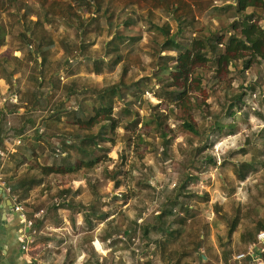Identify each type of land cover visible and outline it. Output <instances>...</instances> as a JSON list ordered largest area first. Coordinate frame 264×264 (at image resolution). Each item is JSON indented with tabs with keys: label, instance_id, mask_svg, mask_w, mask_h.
I'll return each mask as SVG.
<instances>
[{
	"label": "trees",
	"instance_id": "1",
	"mask_svg": "<svg viewBox=\"0 0 264 264\" xmlns=\"http://www.w3.org/2000/svg\"><path fill=\"white\" fill-rule=\"evenodd\" d=\"M140 1L145 2V9L149 8V1H153L150 4L155 7L158 3L167 4L164 20L157 19L152 8L148 19L145 20L148 31L155 32L152 44L154 51L151 54L154 67L149 66L150 71L152 73L154 69L160 68L161 71L170 74L169 84L165 85L163 91L177 103L174 109L170 110L171 113L160 112L152 106L156 111L157 132H163L168 121L173 118L181 122L183 128L194 137L189 138V147L181 150L183 161L178 165L172 164L173 169L168 173V183L159 185L160 198L155 200L154 196H151L147 202L140 197L128 212L122 213L123 220L119 222L117 218L109 219L106 213H97L100 188L92 189L89 186L83 189L89 197V200L87 199L89 203L80 201L75 203L77 193L71 197L72 190L69 188L59 190L57 183H55L56 194L51 196L50 187L44 186V179L53 176H71L79 173L80 170L86 171L87 176L95 173L96 162L88 161L89 156L97 157L103 154L108 148L106 143L115 142L113 133L118 127L125 128L126 125L128 128H136L141 122L142 106L137 103V99L133 98L131 101L128 99L135 96L144 81H154L155 84L163 82L158 75L149 77L146 70L142 78L134 76L127 80L130 69L128 64H125V60L128 59L129 53L137 51L139 42L143 40L141 36L131 32L134 28L133 16L139 17ZM216 1L218 3L214 0H198L201 11L198 10L196 14L189 10L184 14L183 9L186 8L183 5L184 1L130 0L124 9L120 8L122 16L127 11L133 10L134 13L123 23L122 30L118 29L120 22H114L119 18L108 16L111 9L113 15H120L119 8L111 1L80 0L83 9L99 17L89 18L86 21L82 19L81 14L74 13L69 17L66 26L69 31H76L75 37L70 40L64 33L63 42L62 39L60 41L52 38L53 35L45 28L48 21L42 16H32L30 9L27 11L22 18L24 24L22 38L18 37L15 40L21 41L23 50L29 52V40L37 36L36 49L33 48L29 54L31 60L36 61L32 68L34 72L29 74L31 69L27 65L24 70L17 69L6 55L0 57V72L5 81L14 79L17 84V92L9 93L4 97L8 99L13 94L18 96L17 103L8 101L6 104L9 111H16L18 115L21 113L22 104H27L30 109L31 106L26 101L30 99V102L34 101V105L37 103L38 106L43 107V123L37 126L36 120L28 115L20 129L0 128V139L1 142L6 138L19 139L18 146H15L17 153L9 155L11 163L22 161L24 164L30 158H35L36 161L40 155L44 156L47 147L35 145L42 138L43 142L53 149L49 154L52 165L38 168L43 178H37L36 167L31 166L27 167L18 181L8 182L12 197L18 203L24 204L27 214L32 216L42 209L46 210V215L36 220L32 231L40 232L54 216L55 222L59 223L60 218L54 212L68 210L75 217L79 211L87 210L91 219L99 218L103 222L107 221L108 230L102 237L112 239L113 247L121 245L136 264H155L157 261L163 264H202L203 256L198 251L206 247L209 222L203 217L201 204L209 203L210 198L209 193L200 186L204 180L199 171L204 167L218 166L214 152L216 144L223 135L230 137L238 134L239 125L224 122L231 120L236 114H241L245 120L254 115L262 121V126L246 135L245 145L233 154L245 156L251 153L252 159L243 162L241 160L233 162L229 159L226 163L227 159L223 158V166H230L235 179L240 183L247 182L253 173L259 172L261 166H264V112L262 111L264 84L259 83L254 76L248 75L254 65L264 67V1ZM212 14H223L234 20L228 21L224 29L210 30L202 27L201 21ZM25 22H31V25L26 27ZM172 22L177 23L176 28H173ZM55 29L60 30L58 26ZM101 38H104L102 54L95 56L92 54L93 48ZM4 39V30L0 29V43ZM171 50L176 53L175 56H163L165 52ZM77 58H81L91 74L102 73L109 69L112 72L118 70L121 72L115 75L114 83L105 88H100L95 79L88 80L85 77L80 82L81 79L78 75L75 76L74 71ZM206 69L211 72L208 74ZM61 72L75 78L68 83L63 82L59 76ZM230 74L236 81V87H225L218 91L221 77ZM22 79L30 83L25 86L26 91H22ZM87 82L94 84V89L97 90L92 93L94 104L92 113H89L86 106L88 102L86 97L77 99L79 94L83 95L86 92L85 89L93 92V88L87 87L89 85ZM30 85L39 86L43 93L33 96L30 93ZM208 91L216 95L213 111L209 109L211 104L205 102L209 95ZM195 94L202 95L201 103L197 102ZM51 98H59L62 103L53 105L49 103ZM255 99L258 102L257 106L254 105ZM120 102H126L124 108ZM0 107L3 108L4 105ZM178 111L182 115H179ZM59 117L61 124L56 121ZM69 128L70 131L67 130ZM216 133L219 134L218 137H214ZM52 139L54 143L51 142ZM55 143H60L59 149L53 148ZM170 146V139L167 136L161 140L158 150L155 149L167 162L171 160ZM254 149L260 150V153H255ZM0 161L2 162V159ZM1 166L0 163V176ZM145 167L147 165L144 163L142 168ZM122 172L121 168L113 171L112 178L117 180V186L121 184L118 178ZM142 172L144 178L140 179V183L145 188H151L148 180L151 174H155L154 169H142ZM221 180L228 190L229 199L215 201L212 206L220 222L226 226L225 231L218 235L217 247L223 263L228 264L234 253H244L243 250H246L248 245L255 243L257 234L264 231V216L258 213L261 212L260 208L264 207V173L257 179L259 183L247 189L251 206L242 204L232 197L234 189L231 183L225 177ZM38 185L44 186L43 193L49 196V202H39L36 199L31 205L28 201L30 192ZM169 185H171L170 190H167ZM122 198H126V195H116L111 198V203L114 205ZM152 208H154L152 217H148ZM83 217L88 218L85 213ZM73 221L75 223V220ZM251 227H255V230H251ZM240 229L242 231L238 233ZM201 235L204 237L201 238ZM208 249L210 248H207V253H210ZM97 255L94 248L93 255H90L84 264L101 263L97 260Z\"/></svg>",
	"mask_w": 264,
	"mask_h": 264
},
{
	"label": "rangeland",
	"instance_id": "2",
	"mask_svg": "<svg viewBox=\"0 0 264 264\" xmlns=\"http://www.w3.org/2000/svg\"><path fill=\"white\" fill-rule=\"evenodd\" d=\"M21 1L22 0H0V29L6 31L8 30V28H10L9 30L12 33L11 40H6V47H3L2 50H0V57L6 55L9 58L11 64L19 70L26 69L25 65H27L29 69H31L29 73L31 74L34 72L32 68H34L36 61L31 60V55L29 54L30 51H33V48L36 49L37 42L35 43V40H37V36L29 40V52L23 50L22 44L20 47L19 43H14V40L17 37L22 38V33L24 30V24L19 21V17L16 16L13 12L16 11L14 9L15 2L20 3ZM29 1L33 3V0ZM42 1L43 0H35L37 4L42 3ZM174 1L178 2V0ZM180 1H184L183 5L186 6V8L183 9L184 14H187L189 10H191V12L194 11L197 14L198 10H200L198 7V0ZM214 2L218 3L216 0H214ZM150 3H153V1H149L150 6L149 8L145 9V2H139L138 18H136L137 16H133V10L131 12L127 11L126 14H124L123 16L121 15L119 17H117L118 14L113 15L111 11L112 9L109 12L112 14L113 18H119L114 20V22H120L118 24V29L122 30L124 29L123 23H125L126 19L128 20L131 16H133L135 18L134 28L131 30V32L143 38V40L140 41L137 46V51L129 53L128 59L125 60V64H128V68L130 69V72L127 76V80L132 79L134 76H138L139 79L142 78L146 74V72L143 73L144 70L147 71L149 77L158 75L160 78L163 79V82L159 84H155L154 81L142 82L141 87L135 93V96H131L128 99V101H131L133 98H135L137 99V103L142 106V117L140 124L136 128H128L126 125H124L125 128L121 126L118 127L113 133L115 142L106 143V147L108 148L103 154H99L97 157L92 155L89 156V158L87 159L88 161L91 160L96 162V166L94 167L95 173L93 172L92 174H90V176H87L86 171L80 170V172L75 175L66 177H45L44 179V186L48 185L50 187L51 196L56 194L57 189L55 183H57V185L59 186V190L67 188L71 189V197L74 193H77L75 203H78L79 201L87 204L89 203V201H87V199L89 200V197L83 192V189H87L89 186H91L92 189L100 188L101 195L98 196L99 202L97 204L98 206L96 207L97 213H106L108 214L109 219L117 218L119 222L123 220L122 213L128 212L131 209L132 205L138 202L140 197L145 199L147 202L149 201L151 196H154L155 200L160 198L159 195L161 190L159 185L168 183V173L171 172L174 164L178 165L183 161V157H181V150H183L184 148H188L189 138L194 137L192 133L186 131L183 128L181 122H179L178 120H174L173 118L168 121V124L164 127L163 132H157V119L155 118L156 111L153 107H156L160 112L171 113L170 110L174 109L177 103L174 98H171L169 94L163 91L166 88L165 85L169 84L170 74L168 72L161 71L160 68L154 69L152 73L150 71L151 68L154 67L153 58L151 54L154 51L152 44L155 32L148 31L147 25L144 23V20L146 18L148 19L151 8L154 10V15L157 16V19L162 18V20H164V17H166L165 10L167 6L166 3H161V5H159L158 3L156 4V8ZM120 6H122V4H120ZM124 7L125 5H123V9ZM29 8L33 9L34 6H29ZM114 8L115 7H113V9ZM117 8H119V6H117ZM36 9V14L32 16H42L43 18V15H39L38 13L40 10L38 6L36 7ZM97 16L99 17V15H95L96 18ZM95 17L94 15L90 16V14L85 12V15L84 17H82V19L88 21L89 18L95 19ZM198 17L200 16L198 15ZM233 20L234 19L228 18L223 14H212L208 18L203 19V21H201V25L202 27H205L210 30H214L216 28L224 29L226 27L227 22H232ZM159 21L160 20H158V22ZM48 24L49 25L45 26V28H47L48 32L53 35L52 38L54 39L57 38L61 41L64 33V35H66L70 40L75 37L76 31H69V28L66 25L64 27V30H56V24H54V21H49ZM52 24L53 26H51ZM172 24L173 28H176L177 23L172 22ZM30 25L31 22H25L26 27H29ZM72 34L73 36H71ZM90 36L93 37L95 35ZM159 36L160 38H162L161 35ZM103 41L104 38L98 40L95 48H93V55L100 56L102 54ZM19 52L23 54V56L21 57V65L19 64L20 61L16 60L19 57ZM172 55H176L173 50L165 52L163 56ZM75 61V76L78 75L79 79H81L80 82H82L85 77L88 78V80L95 79L96 82H98L100 88L108 87L111 83H114V80H116L115 75L121 72V70L112 72V70L109 69L105 70L102 73L99 72L91 74L87 70L84 62L81 61V58H77ZM204 67H206V65H204ZM206 72L209 74L211 70L206 69ZM249 74L251 76H254L257 81H259V83L264 84V67L254 65L253 68L249 70L248 75ZM59 76L63 82L67 83L73 78H75V76L69 77L68 75H64L63 72H61ZM4 81L5 80L2 78V72H0V101L4 99V97H7L10 93L9 86H15V82L4 83ZM29 84V81L27 83L25 79H22V91H26L25 86L27 87ZM87 85V87L93 88V92H90L88 89H85L86 92L83 95L79 94L77 99L81 100L82 98L86 97V99L88 100V102H86V106L88 108L89 113H92L94 109L92 93L94 94L97 90L94 89V84L87 82ZM236 85V81L234 80L232 74L222 76L219 81L218 91L225 87L235 88ZM30 88V93L33 96L35 94L41 95L43 93V90H41L39 86H31ZM208 94V98L205 102H209L211 104L209 109L213 111L215 109L213 101L216 95L212 94L209 91ZM194 97L197 99L198 103H201V99L203 98L201 94H195ZM26 101L29 106H31V108L29 109L27 104H22V109H20L22 112L18 115L16 111L15 114L11 111L6 112L5 106L3 108L0 107V128L5 129L11 127L20 129L23 125V120L29 117L28 115H30L36 120L37 126L42 125L43 107L38 106L37 103L34 105V101L30 102V99H26ZM50 101L51 102L49 103H53V105L62 103L59 98H51ZM126 102H120L122 108L125 107L124 105H126ZM32 104L34 105L33 107ZM254 105H258L256 99L254 101ZM263 109L262 111L264 112ZM178 114L182 115L180 111H178ZM59 119L60 117L57 118L56 121H59ZM59 122V124H61V121ZM224 123L239 125L240 130L237 132L238 134L234 136L226 137L223 135L222 138L219 139L218 143L215 146L214 152L218 159V166H210L209 168L204 167L199 171L200 176H202L204 180V182H202L200 186L202 190L207 191L209 193L210 198L209 203L201 204V207H203V214L215 213L212 206L213 202L225 201L229 199L228 190L226 189L225 184L221 180L222 177L227 178V181L231 183V187L234 189V195L232 197H234L238 201H241L242 204H248L249 206H251L247 194V189L248 187H253V185L256 183H259L257 179L264 173V166H261L260 171L257 173H253L247 182L240 183L235 179L233 169L230 166H223V158L227 159L226 163L229 159H231L233 162H240V160L241 162H243L247 159H252L251 153H248L245 156H234L233 154L239 149H241V146L245 145L244 140L246 135L251 133L252 130H256L258 127L262 126V121L255 118L254 115H252L250 119L245 120L241 117V114H236L231 118V120H228ZM67 130L70 131L71 129L69 128ZM167 136L170 139L171 145L169 152L171 160L168 162L164 160V157L160 155V153L158 154V152L155 151V149L158 150L161 140ZM218 136V133L214 135V137ZM5 140L7 141L5 142ZM5 140L4 142H1L0 139V159H2V162L0 161L2 165L1 175L5 177L8 182H13V180L16 182L18 181V179H20L22 175H24L27 167L34 166L36 167L35 172L37 173V178H43V174L38 168L41 166L43 167L46 165H52L50 163L52 160H49V154H51L53 150L52 148L48 147L45 142H43V138L40 140V142H36L35 145L37 146L39 144L41 146L44 145L47 147L44 156L43 154L40 155L36 159V161L35 158H30L29 161L24 164L22 161H16L14 163L10 162L11 157L9 155L10 153H17L15 146H18L17 142L19 139L17 138L16 140H11L6 138ZM51 142L54 143V140L52 139ZM28 143L30 142L28 141ZM53 148L59 149L60 143H55ZM254 151L257 154L260 153V150L254 149ZM100 157H102V160L99 161ZM144 163L147 165V167L142 168V165ZM119 168H121L123 172L118 178V181H120L121 184L120 186H117V180L113 179L112 177L114 176L113 171ZM149 168H153L155 174H151L150 179L148 180V184L151 186V188H145L140 183V179L143 177L142 169ZM193 172L197 174L196 171ZM44 186L38 185L31 190L30 197L28 200L31 205L35 202L36 199L39 200V202H49V196H46L45 192L43 193ZM170 187L171 185L168 186L167 190H170ZM121 194L126 195V198L118 200L113 205L111 203V198ZM42 210L44 211L42 216H45L46 210ZM150 211L151 212L149 213L148 217H152V211H154V208H152ZM260 211L264 212L263 206L262 208H260ZM83 213L88 216L87 219L83 217ZM88 213L89 211L87 210L79 211L78 214L73 217L70 211L68 210L60 211V213L54 212V214L60 218L59 223L55 222L54 216L45 224L44 228H42L40 232L38 231V233H36V231H33V235L35 236L36 240L35 242L39 245L38 248L40 249L38 250V253H41V255H43V245L39 244L38 242L40 241L42 243L43 238H50L51 241L55 240V245L67 244V247H75V245H78L79 250L87 254L88 256L93 255V249L96 248L98 255L101 254V256L104 258L103 264H136V261L134 262V259L128 256L126 250H124L121 245H115L113 247L111 246L112 239L109 240L102 237L108 230L107 221L103 222L99 218L98 220H93L91 219ZM261 215L263 216L264 213H262ZM73 220H75V223ZM192 234L195 235V233ZM122 235L123 233H121V236ZM71 253L73 252L71 251ZM122 256H124L125 259H122ZM99 257L100 256H98V258Z\"/></svg>",
	"mask_w": 264,
	"mask_h": 264
},
{
	"label": "crops",
	"instance_id": "3",
	"mask_svg": "<svg viewBox=\"0 0 264 264\" xmlns=\"http://www.w3.org/2000/svg\"><path fill=\"white\" fill-rule=\"evenodd\" d=\"M113 3L114 6H119V13L117 17L121 16L123 5H126L130 2V0H108ZM122 4V6H120ZM34 6L33 9H30L29 6ZM39 7V15H43V19L46 21H54L55 27H59L60 30H64L66 22L68 21L70 16H73L74 13L81 14L84 17L85 12L89 14V12L83 9L80 5V0H43L42 3L37 4L35 0L33 3L29 0H22L20 3L15 2L13 11L16 16L19 17V21H23V16L30 9L31 14H36V7ZM43 8V9H42ZM13 10V9H12ZM95 17V14H92ZM90 14V16H92ZM109 17H112L111 13H108ZM142 17V16H140ZM145 19V17H144ZM127 20V19H126ZM146 20V19H145ZM144 20V23H145ZM49 25V24H48ZM53 25V24H52ZM47 26V25H45ZM4 31L5 39L0 44V50L6 47V40H11L12 33L9 30ZM47 29V28H46ZM48 30V29H47ZM73 36V34L71 35ZM18 38V37H17ZM16 38V39H17ZM19 43L20 47L21 41H14V43ZM20 49V48H19ZM20 53V52H19ZM22 53L19 54V57L16 59L20 61L21 65ZM18 66V65H17ZM3 81V80H2ZM15 82L14 79L9 81H4V83ZM8 86V85H7ZM10 94L17 92V84L15 82V86H9ZM6 112L9 111V108L5 105ZM15 114V111H11ZM22 112V111H21ZM24 112V110H23ZM2 176V175H1ZM261 215L264 212H258ZM28 218H32L29 214ZM217 213H207L203 214V217L208 220L209 228L207 230V239H206V247L202 248L198 251L200 255L203 256L202 262H207L208 264H224L221 253L219 252V248L217 247V239L218 235L223 233L226 229V226L220 222L217 217ZM264 216V215H263ZM21 218L20 216L13 210V205L9 202L8 199L0 200V264H39L42 262L43 264H84L90 256L83 253L79 250V246L75 245V247L70 246L67 247V244L63 245H55L54 241H51L50 238H43V242H38L43 245V255L38 253L40 250L39 245L35 242V236L33 235V231L29 233V237L33 238V244L30 245L29 249L31 254L34 256V259L30 262L26 261V253L22 250V245L25 243L24 237L22 235L23 230L21 229ZM251 230H255L251 227ZM242 229L238 231L240 233ZM264 232V231H261ZM204 236L201 235V238ZM237 242V238H236ZM73 245V243H72ZM210 248V253H207V248ZM71 251L73 253H71ZM244 253H247V250H243ZM41 252V251H40ZM255 256H250L248 262L250 264H264V242L259 244L255 251ZM237 255L234 253L232 259L228 264H241L239 261H235L233 257ZM100 256L97 260L103 264L104 258ZM124 256H122V259ZM125 259V258H124ZM73 261V263H71ZM124 261V260H123ZM155 264H163L160 261L155 262Z\"/></svg>",
	"mask_w": 264,
	"mask_h": 264
},
{
	"label": "built area",
	"instance_id": "4",
	"mask_svg": "<svg viewBox=\"0 0 264 264\" xmlns=\"http://www.w3.org/2000/svg\"><path fill=\"white\" fill-rule=\"evenodd\" d=\"M17 103L18 102V96L17 94L11 95L8 99H2L0 102V105H6L7 103ZM8 199L9 202L13 205V210L20 216L21 218V229L23 230V237L25 243L22 245V250L26 253V261L30 262L34 259V256L30 252V245L33 244V238L30 236L29 233L32 231V229L35 226L36 220L42 217L44 211L41 210L39 212H36L32 215V218H28L26 208L24 204L18 203L15 198L12 197L11 194V188L8 181L5 179V177L0 176V200ZM264 242V232H260L257 234L255 243H252L248 245L247 247V253H241L237 254L233 257L235 261L241 262V264H250L248 262V259L250 256H255L256 248L259 244L262 245ZM39 264H43L40 262ZM101 264V263H97ZM202 264H208L207 262H202ZM210 264V263H209Z\"/></svg>",
	"mask_w": 264,
	"mask_h": 264
}]
</instances>
